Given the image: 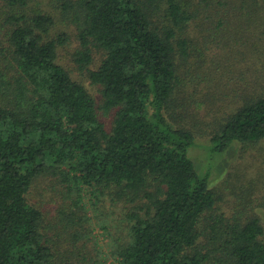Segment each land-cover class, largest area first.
<instances>
[{"label": "trees", "instance_id": "1", "mask_svg": "<svg viewBox=\"0 0 264 264\" xmlns=\"http://www.w3.org/2000/svg\"><path fill=\"white\" fill-rule=\"evenodd\" d=\"M57 1L60 20L77 24L79 65L90 64L91 48L105 53L89 78L114 119L107 129L93 95L58 62L69 35H50L57 21L38 0H0V264H57L45 212L27 198L44 174L64 193L108 190L123 206L126 231L111 251L119 264H264L260 217L215 212L209 174L188 156L197 130L170 112L177 93H192L178 58L188 57L195 0ZM252 6L244 35L258 38L264 62V0ZM241 89L207 131L214 152L264 140V68Z\"/></svg>", "mask_w": 264, "mask_h": 264}, {"label": "rangeland", "instance_id": "2", "mask_svg": "<svg viewBox=\"0 0 264 264\" xmlns=\"http://www.w3.org/2000/svg\"><path fill=\"white\" fill-rule=\"evenodd\" d=\"M191 2L188 0L189 4ZM254 2L194 1L197 9L189 24L188 57L186 61L178 58L180 76L185 83L190 81L192 93H177L170 112L177 120L197 130L196 142L189 147L188 156L199 173L209 174L210 186L218 197L215 212L225 218L256 214L264 226V140L246 144L233 142L224 151L214 152L207 135V131L214 130L223 116L240 102L237 90L251 89L258 67L264 68V62L257 61L258 38L244 35L247 33L244 21L256 10L252 6ZM34 3L27 6L26 12ZM37 4L57 21L50 31L51 36L59 32L69 35L58 48V62L93 95L98 116L110 129L114 110L105 112L99 107L101 88L89 78V71L98 67L104 51L91 48L92 61L87 67H81L77 60L80 49L77 24L60 20L57 0H38ZM164 18V11L155 15V21L162 26L166 24ZM2 41L3 36H0V44ZM64 191L56 177L44 174L35 180L27 195L32 204L45 212L44 224L48 225L45 224V232L55 244L52 246L56 252L55 262L119 264L111 251L112 244L119 242L126 231L123 206L113 200L108 190L84 188L80 198L77 193ZM202 229L208 231V224L204 223Z\"/></svg>", "mask_w": 264, "mask_h": 264}]
</instances>
